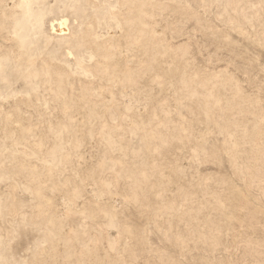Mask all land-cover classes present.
I'll return each instance as SVG.
<instances>
[{"label":"rangeland","instance_id":"374dc122","mask_svg":"<svg viewBox=\"0 0 264 264\" xmlns=\"http://www.w3.org/2000/svg\"><path fill=\"white\" fill-rule=\"evenodd\" d=\"M0 264H264V0H0Z\"/></svg>","mask_w":264,"mask_h":264},{"label":"bare ground","instance_id":"6f19581e","mask_svg":"<svg viewBox=\"0 0 264 264\" xmlns=\"http://www.w3.org/2000/svg\"><path fill=\"white\" fill-rule=\"evenodd\" d=\"M27 5H28L27 2H24V4L22 5V12H23V14H24V17H23V19H22L23 22L26 21V19H27L28 16H29V18H31L33 15H34V16H37V15H35V14L29 9V7H28ZM29 18H28V19H29ZM51 26H52V29L55 28L54 26H57L58 29L60 30L63 26H65V24H63L61 20H60V21L58 20L57 22L52 23ZM22 44H24V42H22Z\"/></svg>","mask_w":264,"mask_h":264}]
</instances>
